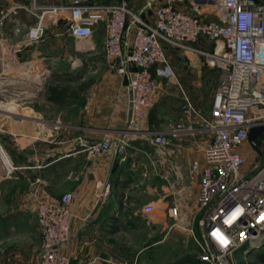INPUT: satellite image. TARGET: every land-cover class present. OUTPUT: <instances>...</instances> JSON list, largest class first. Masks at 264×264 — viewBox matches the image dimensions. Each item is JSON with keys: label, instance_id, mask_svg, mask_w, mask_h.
<instances>
[{"label": "built area", "instance_id": "built-area-1", "mask_svg": "<svg viewBox=\"0 0 264 264\" xmlns=\"http://www.w3.org/2000/svg\"><path fill=\"white\" fill-rule=\"evenodd\" d=\"M6 1L9 3L0 7V97L33 96L34 92L24 90L25 85L21 87L25 81H33L34 87L44 85L43 78L40 81L20 72L27 65L18 61L22 47L41 43L54 26L65 27L67 35L88 47L96 26L104 23L105 59L111 69L128 78L131 111L127 129L87 146L92 158L113 149L124 154L132 146L130 133L149 137L151 144L165 148L172 137L196 130L188 118H196L198 113L185 93L182 112L186 121L169 132L147 127L149 112L157 102L159 79H176L166 46L182 50L190 60L197 58L225 71L227 81L214 96L210 117L197 118L200 129L211 138L203 155L191 159V175L200 178V186L197 212L185 227L198 245L197 259L203 264H238L239 251L247 254L250 247L264 246V152L258 141V149L249 142L251 128L264 125L263 0H148L152 18L133 10L131 0ZM22 10L32 17L27 25L20 20ZM202 38L214 44L212 50L195 45ZM261 137L259 142L264 144V133L258 140ZM248 146L250 156L258 159L253 166L247 163ZM0 158L7 172L15 169L1 142ZM160 176L174 193L169 171L163 169ZM109 191L107 185L104 193L96 191L95 195L100 199ZM167 198L164 194L160 199ZM73 205L72 192L57 201L35 203L33 212L42 234L38 264H71ZM157 207L156 202H149L141 213L153 221ZM168 210L170 216L180 218L175 200Z\"/></svg>", "mask_w": 264, "mask_h": 264}, {"label": "crops", "instance_id": "crops-1", "mask_svg": "<svg viewBox=\"0 0 264 264\" xmlns=\"http://www.w3.org/2000/svg\"><path fill=\"white\" fill-rule=\"evenodd\" d=\"M21 1L29 4L31 0ZM61 1L40 0L42 4ZM147 1L131 0V7L152 18L153 11L148 9ZM8 3L0 0V7ZM19 17L24 25L32 20L25 10L20 11ZM53 28L59 30L55 26ZM100 35L105 37L103 22L96 26L94 37L97 41ZM104 37L101 40L103 58L92 57L97 59L95 66L85 70L84 79L93 74H97V78L80 92V97H66L63 108L46 99L45 86L53 74L81 70L87 60L82 55L85 52L96 53L93 52L94 40L86 47L71 35L52 34L37 44L36 51L31 46L27 49L33 68L26 74L34 79L39 74L44 85L30 86L36 94L33 100L36 103L25 102L19 114L2 122L6 139L0 136V142L12 158L15 169L7 172L0 158L3 164L0 196L6 191L9 203L11 206L15 203V206L0 212V236L6 234L12 236L8 239H13V242L6 243L0 238V264L9 260L16 264L39 263L42 234L37 217L27 210V204H35L41 199L57 201L66 192L74 194L75 216L69 244L73 257L71 264H125L126 253L121 255L122 260L113 254L120 248L128 250L118 238L122 230H137L143 224L145 232L150 229L155 233L159 231L160 220L165 222L164 230L169 226L166 214L174 200L180 209L179 221L187 225L198 207L200 178L191 175V159L201 157L203 153L198 155L193 147L182 146V138L170 147L148 148L140 146L142 135L130 133L132 146L124 154L113 149L97 158L89 155L87 146L127 128L131 111L128 78H122L109 67L104 55ZM199 62L200 59H191L190 65L199 67ZM155 119L159 120L158 123L150 122L151 126L162 120L156 114ZM198 131L205 133L204 130ZM207 144V141L201 143L203 148ZM163 169L170 173V182L175 184L174 193L170 192L168 181L160 176ZM20 183L24 189L21 198ZM107 185H110V191L98 199L96 191L104 193ZM27 188L28 195L25 192ZM164 194L168 198L163 202L160 198ZM147 202H162L165 205L162 208L168 209L158 211H165V219L158 217L159 212L155 215L157 221H149L141 213Z\"/></svg>", "mask_w": 264, "mask_h": 264}, {"label": "rangeland", "instance_id": "rangeland-1", "mask_svg": "<svg viewBox=\"0 0 264 264\" xmlns=\"http://www.w3.org/2000/svg\"><path fill=\"white\" fill-rule=\"evenodd\" d=\"M52 34L67 35L68 32L66 31L65 27L61 30L53 28L51 31H49L48 35ZM103 37L104 36L100 35V37H98V41L97 38H93L95 43V50L93 52L96 53L90 54L85 52L82 56L86 59H90L92 57L103 58ZM128 38L129 34L126 40H128ZM195 45L204 46V48L207 50H212L214 47V44L206 40L205 38H202L199 42L195 43ZM30 46L31 45L24 46V48H22L17 55L18 61L21 65L27 64L23 69L20 70V72L22 73L33 68V63L31 61V58L28 57L27 53V49L30 48ZM37 46L38 45L36 44L31 47H33V50L36 51ZM166 52L168 54L170 64L175 71L176 79L164 77L159 79L160 89L158 92L157 102L153 110H155L156 116L161 117L162 120L159 124H156V126H151L148 117L147 123L148 129L160 132H169L171 129L175 128L178 123L187 120L182 112L184 93L187 94V96L191 99L199 116H204L206 118L210 117L214 96L218 89L227 81V74L225 71L213 68L204 63L202 60V64L199 62V67L190 65V59L182 50L178 48L166 46ZM61 65L63 66L64 63L62 62ZM89 77L95 80L97 78V74L89 75ZM37 79L42 81V76L38 74ZM33 84V81H25L21 85V87L23 88L25 85L27 88L24 90H30V92H32L30 86H32ZM35 95L36 94L34 92V95L31 96V98L22 96L19 99L7 95L0 97V136H2L3 139H6V133L5 131H2L5 130L4 124H2V122L6 119L11 120L13 115L19 114L22 109V105H25V102L30 101V103H36V101H33L36 98ZM198 115H195L196 118L194 116L188 118V121L191 120L194 122V127L196 128V130L189 134L172 137L171 143L166 147H170L173 144H178L177 140L179 138H182V146H185L187 148L193 147L196 154L201 155L203 152V145H201V143L204 141L208 142L211 138V134L206 131H204L205 133L198 131V129L201 130V126L199 125V123H197V118H199ZM2 118L3 120H1ZM204 136H206L207 138H204ZM148 138L149 137H142V139L139 141L140 146L148 148H160L154 144H151ZM262 140L263 137H261L259 140L257 138L258 145L262 149V152H264V144L259 142ZM250 149L251 148H249V146L246 148V156L248 158L247 163L253 166L256 164V162H258V159L254 160V158L250 156ZM259 161H261V156L259 158ZM152 166L154 168L153 164ZM20 186L21 188L19 189V191L21 198L24 189L22 183H20ZM25 192L27 193V195L30 193L28 188ZM6 194L7 193L5 191L4 194L0 196V212L3 213L15 206V203L13 206H11V203H9L8 201V195ZM156 204H158V207L155 211L156 216L160 212L158 210L164 209L166 211V209H168L164 207L162 208V206H165L162 204V202H156ZM27 206V210L34 214L33 207L35 206V204L28 203ZM194 210L195 212H197V208ZM164 212H160V215L158 214V217L162 216L165 219ZM169 216L170 215L168 212L166 214V217L169 226L165 227V229L163 230L162 226H164L165 222L160 220L158 223L159 231H156L155 233H151L150 229L149 232H145L142 222V226H139L137 230H130L128 228H126V230H122L121 234L118 235V238L120 239V243L126 244L128 250L122 251V248H120L119 252L117 250H114L113 254L116 253L114 255L115 258L118 260H122L120 259L121 255L123 256V253H126L125 264H203L197 259L199 249L193 235L187 230L185 225L182 224L181 220L179 221V219H175L174 217ZM158 217H155L154 220L157 221ZM197 220H199V214L196 215L194 221L195 229H198ZM144 221L146 224V220ZM38 228L41 233L39 224ZM198 233L199 232L196 231V235ZM2 235L3 236H0V238H3L4 242H13V239H8V237L12 236H8L6 234ZM129 246H131V249ZM237 255L238 264H264V262H262V260L264 259V246L260 248L250 247L249 253L243 254L242 251H239ZM118 260H116V263H118ZM3 264L16 263L9 260L7 262H4Z\"/></svg>", "mask_w": 264, "mask_h": 264}, {"label": "trees", "instance_id": "trees-1", "mask_svg": "<svg viewBox=\"0 0 264 264\" xmlns=\"http://www.w3.org/2000/svg\"><path fill=\"white\" fill-rule=\"evenodd\" d=\"M108 1V0H106ZM97 59L90 58L83 62V68L76 73L64 72V74H53L51 81L45 86L46 99L59 105L60 108L65 107L66 97H80L79 94L90 85L94 79H84L85 70L94 66ZM36 108L37 105H36ZM155 119V111L150 114V122L158 123ZM264 262V259L262 260Z\"/></svg>", "mask_w": 264, "mask_h": 264}, {"label": "water", "instance_id": "water-1", "mask_svg": "<svg viewBox=\"0 0 264 264\" xmlns=\"http://www.w3.org/2000/svg\"><path fill=\"white\" fill-rule=\"evenodd\" d=\"M9 49H11V46H9ZM263 133H264V125H255L251 128L250 133H249V142L254 148L258 149L257 137ZM1 168H3V164L0 160V170Z\"/></svg>", "mask_w": 264, "mask_h": 264}, {"label": "snow or ice", "instance_id": "snow-or-ice-1", "mask_svg": "<svg viewBox=\"0 0 264 264\" xmlns=\"http://www.w3.org/2000/svg\"><path fill=\"white\" fill-rule=\"evenodd\" d=\"M233 219L235 218V215L232 217ZM227 223H230L231 221L229 220V221H226Z\"/></svg>", "mask_w": 264, "mask_h": 264}, {"label": "bare ground", "instance_id": "bare-ground-1", "mask_svg": "<svg viewBox=\"0 0 264 264\" xmlns=\"http://www.w3.org/2000/svg\"><path fill=\"white\" fill-rule=\"evenodd\" d=\"M225 83H226V82H225ZM225 83H224V84H225Z\"/></svg>", "mask_w": 264, "mask_h": 264}]
</instances>
